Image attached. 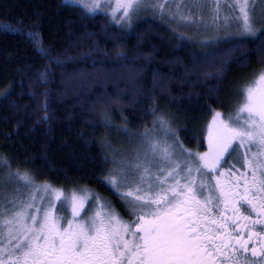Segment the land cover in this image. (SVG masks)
<instances>
[{
    "label": "trees",
    "instance_id": "1",
    "mask_svg": "<svg viewBox=\"0 0 264 264\" xmlns=\"http://www.w3.org/2000/svg\"><path fill=\"white\" fill-rule=\"evenodd\" d=\"M194 39L151 16L129 29L64 0H0V161L15 180L27 172L63 198L88 194L86 208L104 196L121 214L133 201L106 181L107 142L157 119L184 152L206 153L209 127L264 68V26Z\"/></svg>",
    "mask_w": 264,
    "mask_h": 264
},
{
    "label": "snow or ice",
    "instance_id": "2",
    "mask_svg": "<svg viewBox=\"0 0 264 264\" xmlns=\"http://www.w3.org/2000/svg\"><path fill=\"white\" fill-rule=\"evenodd\" d=\"M139 0H127L122 7L125 9L133 7ZM99 7V5H96ZM243 13L242 35L256 36L257 30L249 20L247 0L239 5ZM127 15V11L125 12ZM242 101L235 116H229V123L220 120V127L214 132L209 127V151L198 154L197 158L202 162L195 167H187L184 177L185 184L180 185L176 180L175 185L164 189L160 188L154 195L146 199L137 196L135 199L140 204H131L129 212L136 214L139 207L141 214L129 222L122 221L116 214H107V223L98 220L99 213L86 220L83 224L73 225L72 220L54 216L52 206L47 210L36 209V213L43 212L38 219L37 215L31 214L27 219L30 225L23 223L26 213L21 210L14 213L11 220H5L0 227V245L5 242L3 228H7L8 247H0V253H6L0 258V264H239L240 257L237 253L248 252L249 241L253 236L260 233H252L248 224H237V221H249L252 226L262 225L259 219H251L253 213L257 217L264 216V198L259 203H254L256 195L250 193L255 189L256 193H264V68L254 79L241 90ZM246 114V115H245ZM216 113L213 117V125L220 117ZM255 147L256 151L252 149ZM245 149L243 153L244 162L252 170L251 187L245 184L243 195L235 193L232 202H229V194L223 189L220 196L214 195L215 189L219 187V180L214 185L209 181L210 174L217 171L221 162H226L225 154L231 156ZM155 151V146H153ZM163 155L169 156L168 148L165 147ZM136 169L140 164L132 165ZM206 170V171H204ZM148 168H144L147 173ZM198 174L199 183L197 184ZM261 178L257 179V172ZM20 180L25 184H33L34 178L27 172L17 173ZM169 177L173 172L169 171ZM223 175V173H221ZM160 180L159 177H157ZM167 179V177H165ZM144 177H140L141 183ZM160 180V184H164ZM110 183L115 190L119 191V184L115 179ZM180 191H177V188ZM207 188L209 195H204ZM45 191L50 189L44 185ZM137 191H140L137 188ZM149 192L152 186L149 185ZM169 194L171 199H169ZM131 196L132 193H125ZM63 196L61 191H56V199ZM203 197V203L197 197ZM239 199H235V197ZM84 198H78L72 193L71 198L65 196L61 208L67 211L65 205L71 204L73 217L79 212L78 201L83 203ZM213 200L216 201L215 209L219 210V216L212 217ZM223 203L224 209L220 210ZM151 205H156L151 209ZM25 207H32L29 203ZM149 208V211H144ZM241 208L247 212L242 215ZM231 209L233 216L225 217L224 211ZM64 220L67 227L60 221ZM227 221H231L235 236L228 231ZM14 222L19 225V235L13 234ZM248 229V239H242L243 230ZM22 230V231H21ZM264 231V225L261 226ZM125 234H130L131 239H125ZM42 243H38L39 241ZM15 241V243H13ZM234 241V242H233ZM264 252V248L261 249ZM252 256H257L256 248L252 249ZM246 264H249L245 257ZM255 264V262H252Z\"/></svg>",
    "mask_w": 264,
    "mask_h": 264
},
{
    "label": "rangeland",
    "instance_id": "3",
    "mask_svg": "<svg viewBox=\"0 0 264 264\" xmlns=\"http://www.w3.org/2000/svg\"><path fill=\"white\" fill-rule=\"evenodd\" d=\"M64 1L80 6L89 14L103 13L113 24L125 28L129 27V29L136 20L151 16L168 22L176 32L179 31L181 34L184 31L189 32L195 38L194 40L199 39L200 43L202 41H212L216 38L221 39L224 35H228V37L231 34L242 35L244 24L243 13H241L239 7L244 0H139V3L128 9L122 7L123 4L127 3V0ZM96 5H99V7H96ZM245 10L248 12L249 20L257 31L261 26H264V0H247ZM126 11L127 15H125ZM233 31H238V33ZM204 37L208 38L205 39ZM235 113L230 112L224 118L226 123H229V116L234 117ZM152 128H150V131L139 132L138 134H127L123 138H117V141L114 139L115 143H111L112 141L109 140L111 142L108 141L106 144L107 146L111 145L113 151V155L109 156L111 167L106 181L111 186L110 180L115 179L119 185L121 184L119 190L123 194L128 192L133 194L129 198L134 203H138L135 198L140 196L142 193L140 191L143 189H146L143 194L150 193L149 185L152 186L151 194L158 192L161 187L168 189L174 186L176 180L180 181V185H184V177L187 174L186 166L195 169V167L202 164L197 158L198 154L193 155L184 152L185 149L177 145L167 124L165 125L162 121L156 119L153 121ZM153 146H155V151H153ZM165 147L168 148L169 152L167 158L162 151ZM252 151H256L255 147ZM244 152L245 149H240L238 153H232L230 156L232 161L235 163L236 161L239 163L244 162ZM137 163L140 164L139 169L132 166ZM220 167L223 171H226L229 166L221 162ZM144 168H148L149 171L145 173ZM169 171L173 172V176L169 177L167 175ZM13 174V170L11 171L7 163L0 161V227L3 226L6 219L11 220L14 213L21 210L26 213L23 223L30 225L31 221L27 219V216L35 214L39 219L42 217L43 212L36 213V209L47 210L49 205L52 206L54 216L72 220L74 226L80 224L81 220L85 222L97 213H99L98 219H105L106 222H108L107 214L109 212L116 214L110 206H113V203L104 196L90 198V207L86 208L89 199L88 194H76L78 198L87 197L83 199V203L78 201L79 214L76 217H73L70 203L65 205L67 211L60 212L58 207L61 206L64 198L61 196L59 200L56 199L58 189H54L55 187L46 182L41 184L34 181L33 184H25L19 177L15 180ZM192 175L197 176L198 184V174L193 171ZM141 176L144 177L142 183L140 181ZM157 177L165 181L163 185L160 184ZM257 178L258 180L261 178L259 171L257 172ZM44 185H49L50 189L45 191ZM137 188L140 191H137ZM29 203L32 207H25ZM151 209L155 208L151 206ZM83 210L86 212H83ZM60 223L67 227L64 220H61ZM19 227L14 222L13 233L19 235L17 231ZM3 231L5 235L3 245L8 247L7 228H3ZM3 245H0V247H3ZM0 258H3L2 253H0Z\"/></svg>",
    "mask_w": 264,
    "mask_h": 264
},
{
    "label": "flooded vegetation",
    "instance_id": "4",
    "mask_svg": "<svg viewBox=\"0 0 264 264\" xmlns=\"http://www.w3.org/2000/svg\"><path fill=\"white\" fill-rule=\"evenodd\" d=\"M232 158L230 156H227V161L224 163V165H228L229 167L227 168L226 171H223L221 169V167H219L217 169V171L212 172L211 176L212 179L209 181L210 184L214 185L216 183L217 180H219L220 185L218 188L215 189L214 195L219 197L220 196V191L221 189L224 190V192L226 194H229V202H232V196L235 193H240L241 195H243L244 190H245V184L247 183V185L249 187H251V183H252V175H251V170L247 167V165L245 164V162H233ZM221 173H223V175H221ZM258 179V178H257ZM182 186V184H181ZM146 190V189H145ZM177 191H180V188H177ZM155 193L151 194V193H146L144 194L145 197L144 198H148L149 195H154ZM252 194L256 195V199L253 201L254 203H259L260 200L262 198H264V193H256L255 189H252V192L250 193V196ZM133 195V194H132ZM131 195V196H132ZM204 195L207 196L209 195V191L207 188L204 189ZM141 196V195H140ZM169 199H171V196L169 194ZM198 199L201 200V203H203V197L198 196ZM235 199H239V197H235ZM142 203H134L131 202L129 205L124 206L126 210L121 211V214H119V210L117 211L116 209L114 210L116 212V215L119 216V218L124 221V222H129V221H133L136 219V215L141 214L139 207H137L136 210V214H132L129 212V207L131 204H140ZM215 203L216 201L213 200V214L212 217L210 218H215L219 216V210L215 209ZM152 208H156V205H151ZM224 209V205L223 203H221L220 205V210ZM144 211H149V208H145ZM83 212H86L83 210ZM242 215H247L248 213L244 211L243 208H241V213ZM224 216L225 217H231L233 216V212L231 209H228L226 211H224ZM251 219L255 220V219H259L262 222V225H264V216H260L257 217L255 213L252 214ZM98 220H104L105 219H98ZM84 222L81 220L80 224H83ZM105 223H107L105 221ZM237 224H248L249 228H251L252 233H257L259 232L260 235L259 236H253V239L251 241H249L248 244V252L246 253H237V255L240 257L239 259V264H246L245 262V257H247V261L249 262V264H252V262H255V264H264V252H261V249L264 248V231H261V226L262 225H256V226H252L251 223L249 221H237ZM227 225H228V231L232 233L233 236L236 235V233L233 231V225L231 221H227ZM248 235H249V231L248 229H244L243 230V234H242V239H248ZM125 239H131L130 234H125ZM43 241L41 240L39 243H42ZM234 242V241H233ZM256 248L257 250V256L253 257L252 256V249ZM6 255V253L3 254V257ZM217 264H220L219 260L217 261ZM228 264H232L231 261L228 262Z\"/></svg>",
    "mask_w": 264,
    "mask_h": 264
}]
</instances>
